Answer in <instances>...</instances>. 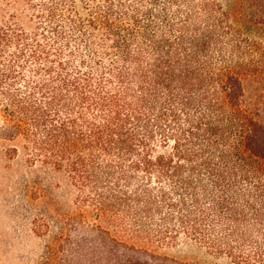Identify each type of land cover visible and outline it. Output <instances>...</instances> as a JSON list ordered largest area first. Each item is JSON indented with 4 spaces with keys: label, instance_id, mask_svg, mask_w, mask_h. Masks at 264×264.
I'll return each instance as SVG.
<instances>
[{
    "label": "trees",
    "instance_id": "1",
    "mask_svg": "<svg viewBox=\"0 0 264 264\" xmlns=\"http://www.w3.org/2000/svg\"><path fill=\"white\" fill-rule=\"evenodd\" d=\"M0 123L69 179L77 250L264 264V43L221 0H0Z\"/></svg>",
    "mask_w": 264,
    "mask_h": 264
},
{
    "label": "rangeland",
    "instance_id": "2",
    "mask_svg": "<svg viewBox=\"0 0 264 264\" xmlns=\"http://www.w3.org/2000/svg\"><path fill=\"white\" fill-rule=\"evenodd\" d=\"M221 1L249 36L264 43V0ZM74 198L65 174L30 162L20 139L8 140L0 132V264H234L186 242L161 250L160 258H108L100 243L77 250L78 236H97L62 228Z\"/></svg>",
    "mask_w": 264,
    "mask_h": 264
}]
</instances>
